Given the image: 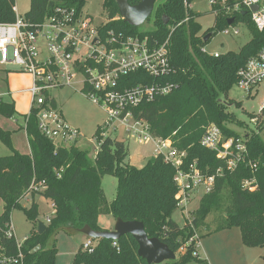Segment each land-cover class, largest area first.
<instances>
[{"label":"trees","instance_id":"trees-1","mask_svg":"<svg viewBox=\"0 0 264 264\" xmlns=\"http://www.w3.org/2000/svg\"><path fill=\"white\" fill-rule=\"evenodd\" d=\"M139 1L128 0L131 5ZM193 1L156 2L148 17L153 29L144 31L120 17L114 0L102 2L109 20L105 29L147 36L158 43L168 39L172 73L154 79L144 71H136L123 76L122 81L128 86L155 81L176 84L169 94L144 101L132 112L149 124L154 137L169 139L178 150L185 151L186 164L196 161L202 172L215 174L213 188L201 197L198 207L191 213L192 226L186 221L179 226L171 218L176 210L175 169L160 156H152L140 168L130 165L125 161L128 154L125 143L115 137L102 138L100 125L94 134L99 146L93 157L87 149L78 146L55 149L39 132L36 112L31 110L25 117L24 127L29 153L15 150L10 143V132L0 131L1 140L11 149L10 155L0 156V200L3 203L0 245L5 247L7 254L17 253L15 238L4 234L14 209L23 210L34 225L21 243L23 264H55L57 249L54 243L47 246L51 236L58 229L78 231L84 225L103 230L98 226L101 212L111 214L115 219L141 221L149 237L158 238L177 255L174 260L162 264H208L198 258L196 241L191 238L205 224L206 217L217 211L222 214L217 219L216 231L238 227L243 245H264V116L261 121L251 116L256 130L240 136L229 127L236 122L234 114L227 108L231 102L222 101L235 84L238 71L264 47V27L258 30L247 10L229 16L222 9L213 7V26L200 33L201 26L195 21L197 14L189 7ZM13 2L0 0V22L14 20ZM85 3L86 0H30L25 17L39 22L56 6L81 10ZM231 18L234 21L229 24ZM236 21L245 23L250 31L248 42L237 52L227 51L217 57L202 52V47L216 31H222ZM207 34L210 35L204 41ZM51 105L55 106L53 102ZM235 105L239 106V103ZM263 111L261 108L260 113ZM0 113L11 117L15 113L13 103L0 99ZM210 124L218 126L228 138H241L246 145L244 160L233 170L226 169L215 151L201 145L200 139ZM217 169H220L219 174H216ZM106 174L117 179L116 195L110 203L105 200L101 182ZM246 181L249 186L244 185ZM32 182H43L44 189L30 192ZM224 190L227 191L226 199ZM28 194L32 197L40 195L53 203L55 212L42 233L37 231V202L32 200L28 208L21 204ZM94 242L91 249H83L81 245L72 264H148L137 256V243L131 235L114 241L98 239Z\"/></svg>","mask_w":264,"mask_h":264},{"label":"built area","instance_id":"built-area-1","mask_svg":"<svg viewBox=\"0 0 264 264\" xmlns=\"http://www.w3.org/2000/svg\"><path fill=\"white\" fill-rule=\"evenodd\" d=\"M208 3L229 16L247 10L255 27L258 30L264 27V0H208ZM254 5L257 6L256 10L251 11ZM12 10L14 20L0 22V69L5 70L7 65H11L30 77L31 84L27 90L31 99L27 115L31 110L36 112L39 132L51 141L55 149L77 146L80 131L64 118L56 106L51 105L53 99L46 94L56 88L78 84L79 91L105 112V119L100 125L102 138H114L111 134L122 130L139 143L151 142L152 156H160L175 169L176 209L181 211L184 221L192 226L191 213L195 210V207L189 208L192 193L199 187L203 189V195L210 192L215 174L202 172L196 161L186 164L185 151L178 150L169 139L154 137L149 124L136 118L132 112L144 101L150 102L156 96L169 94L176 84L155 81L128 86L122 81L123 76L136 71H144L154 79L172 73L174 69L169 62L168 39L158 43L147 36L105 29L109 22L107 17L95 23L90 15L83 12V8L77 10L74 7L56 6L39 22L19 15L15 6H12ZM221 32L237 35L239 30L229 25ZM201 50L215 57L220 54L218 51L207 52L205 46ZM263 81L264 47L238 71L235 84L251 94ZM261 108H264V100ZM200 143L215 151L227 170H233L247 153L241 138L226 137L214 124L205 128ZM219 173L220 169H217L216 174ZM244 185L249 186L250 183L246 181ZM43 189V182H32L29 191ZM28 197L29 194L25 200ZM51 205L52 211L45 216V224L50 222L55 212L53 203ZM4 234L15 238L11 224ZM196 236L191 239L196 240ZM15 240V255L7 254L5 247L0 245V264H23L22 241ZM93 246L94 240L86 237L82 248L91 249Z\"/></svg>","mask_w":264,"mask_h":264},{"label":"rangeland","instance_id":"rangeland-1","mask_svg":"<svg viewBox=\"0 0 264 264\" xmlns=\"http://www.w3.org/2000/svg\"><path fill=\"white\" fill-rule=\"evenodd\" d=\"M102 2L103 0H86L83 7V12L90 15L95 23L107 17ZM13 6L16 7L18 14L23 16L29 10L30 0H14ZM212 8L208 0H195L191 3L192 11L197 14L195 21L201 26L200 33L213 26L215 13L212 11ZM232 26L238 29L239 33L231 35L223 34L221 30L216 31L204 45L207 52H237L250 40L251 33L245 23L236 21ZM151 29H153V23L149 19L139 26L140 31ZM30 84L29 78L13 66L7 65L5 70L0 69V97L3 102L13 103L15 109V113L11 117L0 113V131L10 132L11 146L22 154H27L29 150L24 127L31 99V95L27 90ZM79 87L78 84H74V86L56 88L50 90L46 96L53 99V103L62 112L65 119L80 131L81 138L77 146L87 149L90 156L93 157L98 149V142L94 138V134L97 126L101 125L105 119V112L100 106L88 99L83 92H80ZM263 100L264 81L255 87L251 94H247L237 84H233L227 98H222L223 102H231L227 108L228 111L234 114L236 119V122L229 124V127L240 134V136L252 130L255 131L256 124L251 116L258 117L259 121L262 120L264 111L260 113V108ZM235 103H239V106H236ZM237 121H240L243 125L240 126ZM111 135L123 141L127 146L128 154L125 161L130 165L140 168L152 157L153 144L151 142L139 143L135 138L130 137L128 133L122 130L113 132ZM10 154L11 149L0 138V156ZM101 182L105 200L110 203L116 195L117 179L114 176L106 174L102 177ZM223 194L226 199L227 191L224 190ZM202 195L203 189L201 187L192 193V202L189 205L190 209L198 207ZM35 200L38 204L37 221L44 222L45 216L51 214L52 202L50 199H46L40 195H37ZM30 203L31 199L30 201H21L22 206L26 208L29 207ZM2 207L3 203L0 200V214ZM221 214V211L210 213L205 219V224L196 232V235L198 234L197 236L200 238L201 246L204 248L206 254H208L207 259L203 258V260L205 259L208 264H263L264 245L261 247H247L243 245L238 227L220 231L215 230L218 224L217 219ZM171 218L178 225H182L184 222L181 211L177 209L173 212ZM98 219L99 222L105 219L115 220L111 214L106 212H101ZM10 220L11 226L14 228L15 238L18 241H23L34 228L33 223L26 218L21 209L12 210ZM85 240L86 236L79 231L61 228L51 236L47 246H51L54 243L57 249L55 264H72L74 254ZM202 247L199 245L197 250L202 251ZM201 254L204 255L203 252ZM203 255L201 256L204 257Z\"/></svg>","mask_w":264,"mask_h":264},{"label":"water","instance_id":"water-1","mask_svg":"<svg viewBox=\"0 0 264 264\" xmlns=\"http://www.w3.org/2000/svg\"><path fill=\"white\" fill-rule=\"evenodd\" d=\"M118 13L121 18L128 24L138 27L143 24L151 15L154 5L159 0H140L137 4L131 5L128 0H114ZM256 5L251 7V11H255ZM234 18H231L228 23L231 24ZM210 34L204 37L207 40ZM225 139V137H224ZM37 231L42 233L45 229V224L42 221L37 222ZM86 237L92 240L109 239L117 240L124 235H131L137 243V256L144 259L148 264H162L165 261L174 260L175 253L168 246L156 237H149L144 230V225L141 221L131 220L124 221L116 218L113 229L111 230H93L90 226L84 225L78 230Z\"/></svg>","mask_w":264,"mask_h":264},{"label":"crops","instance_id":"crops-1","mask_svg":"<svg viewBox=\"0 0 264 264\" xmlns=\"http://www.w3.org/2000/svg\"><path fill=\"white\" fill-rule=\"evenodd\" d=\"M23 74V73H22ZM25 76H27L28 78H29V80H30V77L27 75V74H24ZM64 116V115H63ZM65 118V117H64ZM72 125V124H71ZM77 128V127H76ZM30 152V149L28 150V152L27 153H29ZM37 195H35L34 197H32V196H30V197H28V200L27 201H30V199H31V201L32 200H34V201H36L35 200V197H36ZM25 200V199H24ZM52 204V203H51ZM99 217V216H98ZM114 222H115V220H113V219H105V220H102L101 222H99V219H98V226L100 227V228H102V229H105V230H111V229H113V226H114ZM10 224H11V220H10ZM182 225H183V223H182ZM182 225H179V226H182ZM13 231H14V228H13ZM222 232V231H221ZM198 235V234H197ZM14 236H15V233H14ZM197 239L195 240L196 241V254H197V256H198V258H200V259H202L203 260V258H205V259H207V255L208 254H206V252H205V250H204V248L201 246V243H200V238H199V236H197L196 237ZM200 245V247H202V251H198L197 250V248H198V246ZM201 252H203L204 253V255L203 254H201ZM201 255H203L204 257H202ZM204 259V260H205Z\"/></svg>","mask_w":264,"mask_h":264}]
</instances>
